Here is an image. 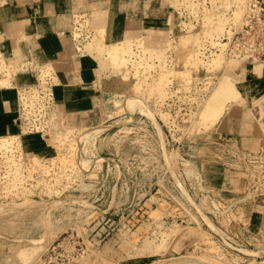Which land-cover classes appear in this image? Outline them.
I'll return each mask as SVG.
<instances>
[{
    "label": "rangeland",
    "instance_id": "rangeland-1",
    "mask_svg": "<svg viewBox=\"0 0 264 264\" xmlns=\"http://www.w3.org/2000/svg\"><path fill=\"white\" fill-rule=\"evenodd\" d=\"M251 2H163L170 24H145L155 28L137 52L145 60L97 68L95 114L61 111L48 67L10 62L7 77L0 53L1 88L17 72L29 78L17 88L19 133L0 135V264H264L249 255L264 250V91L254 83L264 40L247 32ZM85 22L73 36L92 57L102 42ZM247 117L259 134L239 144L228 133ZM100 124L83 154L97 162L81 165L84 129Z\"/></svg>",
    "mask_w": 264,
    "mask_h": 264
},
{
    "label": "crops",
    "instance_id": "crops-1",
    "mask_svg": "<svg viewBox=\"0 0 264 264\" xmlns=\"http://www.w3.org/2000/svg\"><path fill=\"white\" fill-rule=\"evenodd\" d=\"M163 2L0 0V52L8 62L48 67L52 97L65 114H95L101 106L100 89L97 87L100 76L96 61L78 49L82 39H74L73 32L80 25L79 21L86 23L89 20L92 29L96 20L100 19L106 31L105 41L113 42L123 37L124 29L130 22L140 25L153 23L158 27L166 25ZM263 75L264 68L254 82L255 87H260L262 91ZM28 80L27 76L17 72L10 86L0 88V135L19 133L17 88ZM256 124L248 117L242 118L237 132L228 133L226 129L225 133L231 134V139L235 141L242 139L239 144L244 141V144L247 141L250 143L259 134Z\"/></svg>",
    "mask_w": 264,
    "mask_h": 264
},
{
    "label": "bare ground",
    "instance_id": "bare-ground-1",
    "mask_svg": "<svg viewBox=\"0 0 264 264\" xmlns=\"http://www.w3.org/2000/svg\"><path fill=\"white\" fill-rule=\"evenodd\" d=\"M165 1H168V0H164ZM173 1V0H172ZM251 2V0H249ZM177 2V0H176ZM243 2V1H242ZM177 4V3H176ZM241 4V3H240ZM240 6V5H239ZM239 6H237L238 8H240ZM149 7V5H148ZM237 7H235L237 9ZM95 8V6H94ZM247 8V7H246ZM246 8H243V9H246ZM238 10H241V9H238ZM237 10V11H238ZM236 11V12H237ZM247 11V10H246ZM250 11V8L248 7V12ZM234 12V11H233ZM239 12V11H238ZM241 13V12H240ZM249 15V13H248ZM151 18V17H150ZM165 18V17H164ZM167 18V17H166ZM157 20V19H156ZM170 17H168L164 22H169L167 24H170ZM211 21L208 20V23H210ZM224 20H219V24L217 27H215V30L218 31V30H222L223 29V25H224ZM103 23L101 22V20H96L93 28L95 30V33L97 35V37H99V42L101 41L102 43L99 45V47H97L95 49V54H91L92 58L96 61L97 63V68L98 70H100V72H104L105 70H107V67H112L114 68V70H118V71H126L124 70L128 64H131L132 62L135 61V58L137 57H140L139 54H137L138 50L139 49H145L146 48V43L149 42V40H155V31H153V27H148L146 25H140L136 22H130L126 29H124V34H123V37L121 39H118L116 41H113V42H106L105 41V29L102 25ZM216 25V24H215ZM108 26V25H107ZM214 26V25H213ZM107 28V27H106ZM170 30V29H169ZM209 31V30H208ZM221 33V32H220ZM229 33V32H228ZM214 47H217V46H220V47H223L224 44H220V42H217V41H212L211 43ZM97 46V45H96ZM86 47L87 50H89V46H84ZM145 47V48H144ZM149 51V50H148ZM192 51V50H191ZM190 51V53H191ZM150 52V51H149ZM156 52V51H155ZM1 53V52H0ZM5 54V53H4ZM156 55V57H160L158 55H162L161 53H149V57L152 58ZM192 56H193V59L195 58V55L193 54L192 52ZM17 59V58H16ZM141 61L142 60H145V58H142L140 57ZM220 59V57H219ZM138 60V59H137ZM5 61H7L6 59L2 60V66L1 68H4V64H5ZM144 63V62H142ZM7 68L8 70L7 71V74L6 76L10 77V68L13 66L12 63L8 62L7 61ZM162 65V64H161ZM49 66V65H48ZM163 70V69H162ZM164 71V70H163ZM164 73V72H163ZM119 74V73H118ZM124 74V73H123ZM122 74V77H125L126 75H123ZM136 74H137V71L136 73L132 74L133 75V78L136 77ZM121 75V73H120ZM138 75V74H137ZM123 79V78H122ZM4 84H6V80H0V88L2 86H4ZM107 104H112V102L110 100H107L106 101ZM133 106V105H132ZM115 107L113 105V108H110L108 107L107 109V114H108V117H112L114 114H115ZM119 111V110H118ZM136 111H140V112H143L144 114H146L148 117H150V119L153 121V123L156 125L157 122L155 120V118L151 115V112L149 109H145L143 107H135L134 111L133 112H136ZM125 123H128V120L125 121ZM103 124H100L98 126H95V127H91L89 129H84V133L82 134L81 138H80V141L78 143V147H77V159L79 161V163L81 165H92V164H95L97 161L96 160H86L84 157H83V154L86 150V147L87 145L89 144H92L94 142V140L96 139V137L102 132L103 128H102ZM105 131V130H103ZM159 131V130H158ZM165 149V147H164ZM163 150V148H162ZM189 198V197H188ZM190 199V198H189ZM190 201H192L190 199ZM196 205V204H195ZM198 206L196 205V208ZM198 210V209H197ZM201 211V210H200ZM202 213V211H201ZM201 215V214H200ZM205 216V215H204ZM207 220V218H206ZM209 221V220H207ZM210 222V221H209ZM48 223H49V220H48ZM209 226L211 223H208ZM49 225V224H48ZM50 226V225H49ZM213 226V224H212ZM214 227V226H213ZM214 228H212L213 230ZM216 231V230H214ZM221 236V234H220ZM162 239V238H161ZM161 247V246H160ZM164 249V248H163ZM244 253L246 255H248L249 253L244 251ZM251 256H257L258 255L260 257L263 258V262H264V250L263 252H261L260 254L259 253H253V254H249ZM256 259V258H255ZM252 263V262H251Z\"/></svg>",
    "mask_w": 264,
    "mask_h": 264
},
{
    "label": "built area",
    "instance_id": "built-area-1",
    "mask_svg": "<svg viewBox=\"0 0 264 264\" xmlns=\"http://www.w3.org/2000/svg\"><path fill=\"white\" fill-rule=\"evenodd\" d=\"M249 31L255 30L254 32L256 33V28H258V32L260 36L258 37L259 39L264 40V4L258 2L257 0H252L251 6H250V14H249ZM255 46L256 48L260 46L259 41L257 40V44L252 46L250 49H253V53L255 52Z\"/></svg>",
    "mask_w": 264,
    "mask_h": 264
}]
</instances>
